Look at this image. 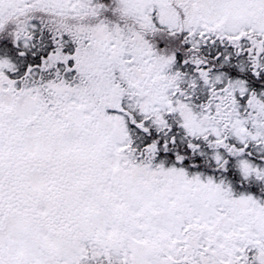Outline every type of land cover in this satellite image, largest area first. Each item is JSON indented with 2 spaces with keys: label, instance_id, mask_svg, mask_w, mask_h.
<instances>
[{
  "label": "snow or ice",
  "instance_id": "snow-or-ice-1",
  "mask_svg": "<svg viewBox=\"0 0 264 264\" xmlns=\"http://www.w3.org/2000/svg\"><path fill=\"white\" fill-rule=\"evenodd\" d=\"M0 264H264V0H0Z\"/></svg>",
  "mask_w": 264,
  "mask_h": 264
}]
</instances>
